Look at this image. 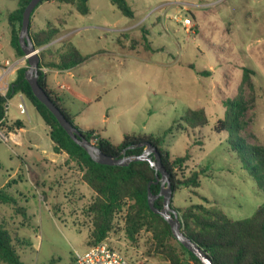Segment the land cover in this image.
Wrapping results in <instances>:
<instances>
[{"label":"rangeland","instance_id":"1","mask_svg":"<svg viewBox=\"0 0 264 264\" xmlns=\"http://www.w3.org/2000/svg\"><path fill=\"white\" fill-rule=\"evenodd\" d=\"M125 1L133 18L110 0H88V15L72 4L43 1L30 17L32 32L64 20L76 29L59 43L61 50L69 44L81 55L105 51L63 74L69 87L65 106L77 115L75 124L115 143L124 133L157 137L169 129L163 148L171 160L186 157L174 170L171 207L182 211L201 204L231 220L250 217L264 203V190L228 136L214 128L225 117V103L240 97L247 106L240 136L264 147V0ZM18 8L16 0H0V61L15 62L9 18ZM43 49L42 62H53L52 51ZM54 55L55 60L58 51ZM22 100L25 114L19 112ZM22 100L15 94L6 101L0 123V187L14 199L0 201V228L24 264H69L90 245L88 207L95 193L76 162L53 152L48 125L23 95ZM187 110H203L206 124L187 125ZM194 173L197 187L180 184ZM124 215L125 209L115 214L106 241L133 264H168L150 233L126 238Z\"/></svg>","mask_w":264,"mask_h":264},{"label":"trees","instance_id":"2","mask_svg":"<svg viewBox=\"0 0 264 264\" xmlns=\"http://www.w3.org/2000/svg\"><path fill=\"white\" fill-rule=\"evenodd\" d=\"M16 1L19 8L9 18L11 22L10 46L14 50L16 58H19L23 57V53L18 44V33L22 12L30 0ZM43 1L72 4L79 14L89 13L88 0ZM110 1L123 16L133 18V12L125 0ZM59 32L58 27L48 24L44 29L32 33L29 25L30 37L35 48L45 47L58 37ZM46 49H43L42 52ZM90 57L92 56L81 55L75 47L68 44L65 50L58 55L56 65L52 62L44 65L50 64L59 69H70L84 63ZM39 59V86L86 140L89 142L94 140V145L103 154L116 158L139 156L144 152L146 144L151 145L156 149L161 166L170 175L171 187L174 191V170L184 164L186 157H177L171 160L168 152L163 148V140L169 129L157 137L152 134L125 133L119 143H113L110 139L102 137L96 130L80 129L74 123V116L63 107L62 98L46 84L45 74L40 71V67L43 65L41 55H39ZM26 68L27 66L16 71V77L5 95L0 96V122L5 118L6 101L15 94L23 95L40 119L48 125V135L53 144V152H64L68 158L82 168V181L95 193V199L88 207L92 215L93 226L89 246L106 240L107 234L111 231L115 214L125 209L124 233L128 240H134L139 231L144 230L150 233L152 240L168 264H202L192 252L174 238L168 223L149 209L147 203L148 184L151 183L149 190L152 195H157L160 191V183L155 182L158 172L150 163L146 160H134L126 166H110L93 162L85 150L70 139L54 115L34 97L24 79ZM247 73L249 70L245 69L243 82L248 81ZM225 108V117L216 123L214 129L216 132H223L228 136L231 149L237 153L243 167L254 179L257 187L264 190V147L249 145L240 136L246 126L243 121L247 109L246 103L239 97L236 100H228L225 103ZM182 121L191 127L203 126L207 122L203 110H187ZM149 158L153 161L154 154H150ZM180 184L197 187V174H192L190 178ZM0 201L13 203L14 199L0 189ZM154 205L157 209H161L162 198H157ZM176 211L180 213L181 233L204 253L211 264H264V203L259 205L250 217L242 220H231L220 209L201 204ZM170 242H173L175 246H171ZM0 264H24L12 245L8 231L4 228H0Z\"/></svg>","mask_w":264,"mask_h":264},{"label":"water","instance_id":"3","mask_svg":"<svg viewBox=\"0 0 264 264\" xmlns=\"http://www.w3.org/2000/svg\"><path fill=\"white\" fill-rule=\"evenodd\" d=\"M43 0H30L22 12L21 26L18 33V44L21 48L23 56L26 57L27 68L24 72V79L28 83L32 94L39 102H41L55 117L58 124L70 137V139L81 147L91 160L97 164L110 165V166H126L129 162L134 160H146L158 172L155 182L160 183V191L157 195L150 193L148 184L147 189V203L149 209L154 213L160 215L169 225L172 235L177 239L186 249L192 252L202 264H211L205 257L204 253L188 238H186L180 231L181 222L176 210L171 207V200L173 189L171 187L170 175L161 166L159 156L156 149L149 144L145 145L144 152L139 156L130 157H110L103 154L94 144L86 140L81 132L74 127L60 112V110L51 102L44 90L38 84V65H39V51L40 48H35L29 33V23L31 13L35 7ZM150 154H154V160L149 158ZM161 197L163 206L157 209L154 202L157 198Z\"/></svg>","mask_w":264,"mask_h":264},{"label":"built area","instance_id":"4","mask_svg":"<svg viewBox=\"0 0 264 264\" xmlns=\"http://www.w3.org/2000/svg\"><path fill=\"white\" fill-rule=\"evenodd\" d=\"M182 24L186 27H190V20L184 18ZM26 60V57H22ZM19 61L10 62L9 60H4L0 62V96H4L8 90L11 83L10 76L15 74L19 69ZM43 73L46 71L40 69ZM6 109V106H5ZM20 114H25L26 109L24 104L21 102L19 105ZM1 123V122H0ZM1 136H3L0 133ZM94 144V140L91 141ZM69 264H133L126 256L112 247L106 240L97 243L92 246H88L82 252H75L72 260Z\"/></svg>","mask_w":264,"mask_h":264},{"label":"crops","instance_id":"5","mask_svg":"<svg viewBox=\"0 0 264 264\" xmlns=\"http://www.w3.org/2000/svg\"><path fill=\"white\" fill-rule=\"evenodd\" d=\"M47 2H56V1H47ZM57 3H59V2H57ZM88 14H86V15H88ZM48 24L54 25V26L58 27L59 30H60L58 37L55 38V40H53L51 43H49L48 45L45 46V48H47L48 50L52 51V54H53V62L52 61H49V59H48V61H49L48 63H51L52 62V63H54L56 65L58 63V57H57V59L54 60V57H55L54 53L58 51V55H59L60 53H62L64 51V50H61L60 49V44L59 43L60 42H63L70 34H72L73 32H75L76 29H71V30L68 29L66 27L67 25H66V21L65 20L63 22H60V23H58V21H56V24L51 23V22H47L45 24L44 28ZM44 28H42V29H44ZM42 29H39V30H42ZM39 30H37L35 32H38ZM35 32H32V33H35ZM121 32H123V31H120V33ZM103 53H105V51H103V52L102 51H99V52L90 54V56H92V57H90L84 63H88L91 59H92L91 61H94V60L98 59V57L100 55H102ZM51 59L52 58H50V60ZM15 61H19V64H18L19 68L25 67L24 65H22V63H24L26 60H23L22 57L16 58ZM0 62H2V61H0ZM84 63H82V64H84ZM26 66H27V64H26ZM78 66L79 65H77V66H75L73 68H70V69H59L56 66H53V65H50V64L49 65H44V63H43V65L40 67V69H44L46 71L44 73L45 74V78H46V84L48 85V87L50 89L56 91L58 93V95L62 98L63 107L68 111L69 114H71V113H70L69 109L65 106V102H66V98L67 97L64 94V91L67 90V89H69V87L64 83L65 77L63 76V74L65 72H70V71L75 70ZM15 77H16V72H15V74H13V75L10 76V78H11L12 81L15 79ZM18 95L20 96V98L22 100V95L21 94H18ZM23 102L24 101L22 100V103ZM24 106H25V104H24ZM25 109H26V107H25ZM71 115H73V114H71ZM73 116H74V123H75V118L77 117V115H73ZM4 119H6V118H4ZM90 129H92V128H88L86 130H90ZM93 130H96V129H93ZM96 131L102 137H105V136L102 135V133L100 131H98V130H96ZM105 138H107V137H105ZM113 143H115V142H113ZM0 189H1V187H0Z\"/></svg>","mask_w":264,"mask_h":264}]
</instances>
